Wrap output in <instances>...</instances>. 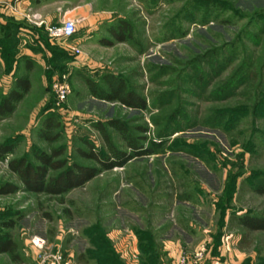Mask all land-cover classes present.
<instances>
[{"label": "rangeland", "instance_id": "1", "mask_svg": "<svg viewBox=\"0 0 264 264\" xmlns=\"http://www.w3.org/2000/svg\"><path fill=\"white\" fill-rule=\"evenodd\" d=\"M19 1L0 0V99L15 77L30 82L13 113L0 118V144L16 142L8 160L62 148L69 164L98 167L81 151L109 154L99 125L120 151L133 154V141L150 153L62 195H0V235H11L20 264H39L34 236L46 242V254L59 252L71 264L115 258L107 254L113 229L150 236L165 264L155 234L174 221L193 237L178 232L182 253L206 247L202 264H264V231L239 221L264 215V0H49L39 5L49 27L73 20L77 30L64 41L44 26V53L32 59L22 53L33 51L36 7L23 5L28 11L17 9L23 18L15 21L7 10ZM9 22L21 27L6 29ZM61 76L72 92L58 109L52 86ZM87 80L108 92L120 80L122 94L134 92L145 107L97 99ZM5 182L21 186L0 161ZM114 250L121 263L140 264ZM0 264L14 263L0 254Z\"/></svg>", "mask_w": 264, "mask_h": 264}, {"label": "trees", "instance_id": "2", "mask_svg": "<svg viewBox=\"0 0 264 264\" xmlns=\"http://www.w3.org/2000/svg\"><path fill=\"white\" fill-rule=\"evenodd\" d=\"M9 27L21 26L15 24L14 22L11 25V22H9L6 29ZM43 37V32H39L41 42L45 43ZM117 38L122 37L118 36ZM5 40L10 42L9 30H7ZM8 42L6 45H9ZM61 56L63 55H60L59 57ZM116 83L117 84H114L112 82V87L114 88L108 92L100 89V87H98V85H96L93 81L87 80L92 96L97 99L117 101L130 108L142 109L145 107L143 99L138 97L132 91L123 95L122 93L125 85L120 80ZM29 88L30 82L27 77H15L13 88L0 99V118H6L13 113L16 104L22 100L24 95L29 91ZM45 124L46 127L51 128L50 120H48ZM112 124L113 126H118L116 125L117 122H113ZM97 128L100 130L109 148V154L104 156L93 147L90 152L81 151V154L86 158L94 160L99 165L98 167L83 166L75 163L69 164L68 160L60 159L63 155L62 148L53 149L49 153L33 148L29 154L30 158H28V156H23L8 160V157L12 155L15 150L16 142L7 141L1 143L0 161H7V169L16 176L21 186L11 182L2 183L0 184V195L15 194L18 192L43 193L52 196L62 195L74 189L84 187L90 180L99 176L103 171L112 170L117 167H124L134 158L150 154L149 151L143 150V148L141 151H138V143L133 141H129V144L134 148L135 152L133 154L122 152L113 145L109 134L102 126L99 125ZM41 138L46 141H52L54 139V137H49L47 133H43ZM54 172H56V174H51ZM260 192L264 194V189H261ZM239 221L242 226L250 230L264 231V215L260 217L246 216L241 218ZM13 226V222L5 225L7 229L12 228ZM147 236L148 235L145 237H138L141 251L140 264H160L158 255L154 252V241L150 236ZM97 239L101 243L102 248H108L110 241L106 239V237L100 236ZM109 247L111 248L107 254L117 257L98 256V263L124 264L121 263L118 258L119 255L115 252L113 245L111 244ZM0 254H7L14 264H20L21 262V258L17 253V246L13 242L9 233L0 235Z\"/></svg>", "mask_w": 264, "mask_h": 264}, {"label": "crops", "instance_id": "3", "mask_svg": "<svg viewBox=\"0 0 264 264\" xmlns=\"http://www.w3.org/2000/svg\"><path fill=\"white\" fill-rule=\"evenodd\" d=\"M29 1L31 0H20L19 3L15 2V11L13 9H9L7 10V14H9V12H14L12 15L15 17V21H17L18 19L23 18V14L16 12L17 9L23 10L22 7H24L23 5L28 4L29 5ZM34 1V6L36 7L35 9L32 8L31 12H33L34 15H37V17L39 18L38 20L34 21L33 20V25L31 26V32H30V37L31 39L34 41L33 44L31 45V49L33 50L32 52L29 49H24V52L22 53L23 56H27L28 58H36L39 57L41 53H44V49H43V42H41L40 38H39V32H43V28L44 26L49 27V20H47L46 17H44L41 13H40V6L39 5H44L45 3H47V1L49 0H33ZM37 5V6H36ZM25 8V7H24ZM28 11V9L23 10L24 13H26ZM19 15V16H18ZM38 21V22H37ZM39 22H42V24H39ZM37 51V52H35ZM91 92V91H90ZM161 206V205H160ZM173 220V219H172ZM169 222V221H168ZM162 225H159L160 227V231L159 233L155 234L156 235V239L159 240L158 243L161 244V249L163 251V254L165 255V264H177V260L179 258V256L182 254L183 251H187L186 248H184V244L182 242V236L185 237L187 239V241H192L193 237L191 236V234L186 233L185 230H183L182 228L178 227L177 222L174 221V223H170L169 227L163 226V222L161 223ZM173 226L170 228V225ZM189 228L192 230V226H193V222L189 221ZM177 233L175 232V230H177ZM178 232L180 235H182L181 237H178ZM108 234V235H107ZM107 237H109L113 242V247L118 251V253L124 257L127 258V261L130 262H136L137 259L139 257H141V251H140V242H139V238L137 237V235L133 232L130 231L128 229L125 230H112L109 231L108 233H106ZM158 235L160 237H158ZM189 244V242L187 243ZM187 247L189 248L190 246L187 245ZM195 249V248H194ZM194 249L188 250V251H193Z\"/></svg>", "mask_w": 264, "mask_h": 264}, {"label": "built area", "instance_id": "4", "mask_svg": "<svg viewBox=\"0 0 264 264\" xmlns=\"http://www.w3.org/2000/svg\"><path fill=\"white\" fill-rule=\"evenodd\" d=\"M32 18L37 20L36 18L38 17L33 14ZM39 24H42V22H39ZM46 30L51 39L68 41L74 37L77 29L73 20H64L59 26L47 27ZM52 89L55 105L60 109L64 103L67 102L72 92L67 77L61 76L60 78H57L53 83ZM31 244L40 252L39 264H71L70 262L63 261L59 252L46 254L44 252L46 249V242L43 239L34 236L31 238ZM206 255V247H198L190 254L182 253L177 260V264H202Z\"/></svg>", "mask_w": 264, "mask_h": 264}]
</instances>
